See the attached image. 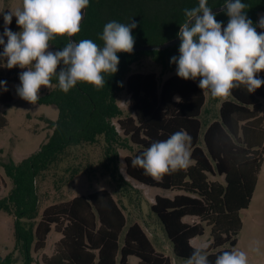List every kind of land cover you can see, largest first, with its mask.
Segmentation results:
<instances>
[{
	"label": "trees",
	"instance_id": "trees-1",
	"mask_svg": "<svg viewBox=\"0 0 264 264\" xmlns=\"http://www.w3.org/2000/svg\"><path fill=\"white\" fill-rule=\"evenodd\" d=\"M224 2L208 0V5L215 8ZM242 2L248 5L245 11L256 25L264 15V0ZM195 6L198 0H89L75 38L77 42L91 39L103 46L100 35L107 22L134 21V45L163 44L177 37L185 20L183 10ZM216 19L226 26L229 18L222 12ZM2 26L3 33L4 20ZM8 27L16 31L15 17ZM257 31L264 29L257 27ZM68 42L69 37L58 36L50 44L56 50ZM178 49L179 45L163 51L118 53V71L103 74L102 88L78 82L64 93L53 78L54 88L40 96L37 103L59 110L56 121L43 119L53 133L37 153L19 165H6L14 188L9 200L12 206L5 204L4 209L15 214V250L23 264L34 263L33 254L45 250L53 230L61 238L51 256H42L43 264H132L131 257L138 259L137 264H172L170 258L156 251L139 223L127 228L128 219L108 190L51 205L35 223L39 216L35 179L68 148L95 144L99 138L105 145V168L113 178L119 151L134 146L135 153L124 159L126 175L142 185L176 193L173 197L157 195L151 212L160 221L177 258L187 260L196 248L191 241L203 236L206 228L211 236L207 246L211 264L218 254L236 250L243 229L240 213L251 205L264 164V85L252 93L243 85L234 88L225 100L212 97L213 103H219L218 118L204 121L208 98L199 82L176 74L160 82L154 73H132V66L146 57L173 73L176 65L170 60L179 56ZM24 70L8 69L0 59V81H6V88L10 83H20L19 74ZM258 76L264 79V71ZM123 91L129 97L128 115L118 103ZM14 100V93L0 86V130L9 125L1 107ZM180 130L191 136L188 167L159 181L145 175L143 169L131 167V159L153 142L166 140ZM4 184L0 175V192ZM188 218L194 222H187ZM0 264H14L12 255L0 259Z\"/></svg>",
	"mask_w": 264,
	"mask_h": 264
},
{
	"label": "clouds",
	"instance_id": "clouds-1",
	"mask_svg": "<svg viewBox=\"0 0 264 264\" xmlns=\"http://www.w3.org/2000/svg\"><path fill=\"white\" fill-rule=\"evenodd\" d=\"M88 5L89 0H22L21 7L0 12L4 20L0 59L8 69H26L19 74L17 94L21 99L37 103L40 90L52 87L53 78L64 93L78 82L100 89L105 84L103 74L118 71V53L133 52L132 30L137 24L114 20L103 27V46L91 39L69 40L64 47L52 50L50 41L56 37H73L81 31L82 10ZM246 8L242 0H225L223 11L229 18L226 26L216 19L208 0H198V6L184 9L185 20L177 33L179 56L170 60L176 65V75L184 80L198 79V87L212 97H227L242 85L252 93L264 85V79L258 76L264 71V31H257V27L264 29V16L254 25ZM13 17L18 32L8 27ZM0 86L7 90L6 81H0ZM190 144L191 136L185 130L177 131L131 159V167L162 180L189 166ZM186 264H211L207 246L195 248ZM214 264H248V254L224 251L216 256Z\"/></svg>",
	"mask_w": 264,
	"mask_h": 264
},
{
	"label": "rangeland",
	"instance_id": "rangeland-1",
	"mask_svg": "<svg viewBox=\"0 0 264 264\" xmlns=\"http://www.w3.org/2000/svg\"><path fill=\"white\" fill-rule=\"evenodd\" d=\"M22 0H0V12L14 10L21 7ZM264 16V15H263ZM0 34L3 28V15H0ZM20 31L17 26L16 31ZM132 73H154L162 82L172 75L151 58H144L140 63L132 66ZM199 82V80H195ZM20 83H10L7 89L15 95V100L7 106L1 107L9 125L0 130V175L5 180L0 192V259L5 260L12 255L14 264H23L19 252L15 250L16 217L10 209H4L10 203V196L14 188L12 179L6 173V165H19L24 159L37 153L45 144L53 130L43 120L48 118L56 121L59 110L54 105L29 103L17 94ZM54 87L42 88L39 95L50 92ZM208 102L203 120L218 118L219 103H213L210 93L205 91ZM221 97V100L228 99ZM118 103L125 115L131 113L129 97L125 91L118 95ZM116 124V123H115ZM117 125V124H116ZM95 144H88L77 148H68L47 170L42 171L35 179L34 187L38 197L39 221L43 211L54 204L72 200L78 196H87L98 190H108L123 209L128 221L127 228L133 223H139L148 233L156 251L170 258L172 264H186V260L176 257L173 246L168 239L160 221L151 212V205L157 195L174 196L176 193L142 185L126 175L124 159L136 151V147L129 146L119 151V164H115V178L110 170L105 168L106 150L102 138ZM243 229L238 236L236 250L248 254V264H264V164L259 174L258 184L253 200L248 209L241 211ZM187 222H194L186 219ZM61 235L54 230L50 233L47 246L42 252L33 254V264H43L42 256H51ZM211 241L210 229L206 228L203 236L195 238L193 246L198 248L208 246ZM259 249L258 251L256 249ZM132 264L138 259L130 258Z\"/></svg>",
	"mask_w": 264,
	"mask_h": 264
},
{
	"label": "water",
	"instance_id": "water-1",
	"mask_svg": "<svg viewBox=\"0 0 264 264\" xmlns=\"http://www.w3.org/2000/svg\"><path fill=\"white\" fill-rule=\"evenodd\" d=\"M223 9H224V5L212 8L213 12H215L216 14L224 12ZM86 11H87V8L82 10V21H81V24H82V22L85 19ZM69 40L76 41L75 35L73 37H69ZM179 44H180V40H179V37L177 36L175 39H173L171 41H168L166 43H163V44L134 45V49H133L132 53L145 52V51H163V50H166V49L173 48V47H175V46H177Z\"/></svg>",
	"mask_w": 264,
	"mask_h": 264
},
{
	"label": "crops",
	"instance_id": "crops-1",
	"mask_svg": "<svg viewBox=\"0 0 264 264\" xmlns=\"http://www.w3.org/2000/svg\"><path fill=\"white\" fill-rule=\"evenodd\" d=\"M218 109H219V107H218ZM166 197H167V196H166ZM170 197H172V196H170ZM147 234H148V233H147ZM148 236H149V235H148ZM194 240H195V239H194ZM194 240L191 241V244H192V245H193Z\"/></svg>",
	"mask_w": 264,
	"mask_h": 264
}]
</instances>
